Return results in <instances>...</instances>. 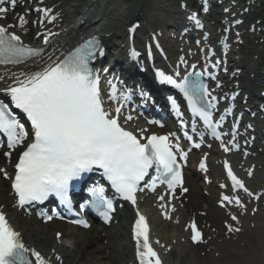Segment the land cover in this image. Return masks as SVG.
I'll return each mask as SVG.
<instances>
[{"label":"snow or ice","instance_id":"1","mask_svg":"<svg viewBox=\"0 0 264 264\" xmlns=\"http://www.w3.org/2000/svg\"><path fill=\"white\" fill-rule=\"evenodd\" d=\"M6 4L14 9L17 0H0V18H6L9 11ZM203 10L208 11L207 0ZM36 11L42 13L41 23L45 18H48L49 22L55 19V16H49L52 12L50 8H37ZM224 11L228 12L229 9L225 8ZM189 20L195 21L198 27H202L196 18V13H192ZM25 23V17L19 15L18 23L0 25V65H22L43 59V50L40 47L29 46L20 34L10 31L17 27L24 30ZM235 23L240 24L241 21L236 20ZM136 27L138 26L134 25L130 31H135ZM224 31L227 32L228 29L225 28ZM49 35L43 37L45 44L48 43ZM204 39L207 41V34ZM226 39L227 37L221 40L225 49ZM104 54L105 50L100 41L93 37L76 47L62 60L49 64L40 71L21 72L19 76L14 77L11 84L0 89L10 101V103L0 102V134L6 137L7 148L10 150L4 155L10 158L12 151L20 150L11 184L17 207L24 208L33 203L42 204L49 197H55L71 211L70 190L84 178L85 174L96 170L102 172L115 194L133 206L137 203V192L144 191V188L140 187L142 181L149 191H155L157 183L166 185L172 194L178 189L181 194L188 191L183 186L184 179L179 163L188 159V151L180 146L178 140L173 141L171 137L174 134L147 135L146 129H140V135H137L128 130L125 124L133 117L124 116L121 122V116L123 108L130 100V93H118L111 81H109L111 91L108 93L107 101L114 103L116 107L113 109L105 106L106 101L100 86L101 77L91 66L92 61L98 56L103 57ZM130 55L135 59L140 54L133 49ZM211 55L213 53L209 49L208 56ZM181 62H184L183 57ZM221 62L217 59L211 67L215 68ZM191 67L195 69L196 65L193 64ZM208 67L209 65L206 64L205 72L193 71L179 81L162 71H157L156 77L160 83L171 85L183 94L192 114L199 117L211 137L220 142L219 146L223 152L229 153L240 147L235 143L238 121L232 126L231 139L225 142L222 136L228 134L218 131L225 116L221 115L219 120L213 119V109L216 108L218 98L212 95L202 79L205 74L215 79V76L208 72ZM107 71L108 69H104V72ZM220 86L217 83L216 87ZM172 105L179 114L174 100ZM13 109H18L25 115L30 128H26L17 118ZM226 111L231 113V108ZM148 123L155 121L150 120ZM195 130L193 124V131ZM185 135L189 141H192V136L187 133ZM200 147L201 143L191 144V148ZM207 156L208 154L205 153L200 160L199 167L202 170H206ZM223 167L234 194L231 196L221 194V206L224 207L226 202L246 211V205L239 192L242 191L248 197L255 199L260 198L259 194H254L245 185L227 160L224 161ZM150 170H154L155 175H151ZM0 173H3L5 178H9L3 168H0ZM248 175H252L251 169L248 170ZM146 177L149 179L146 180ZM225 186V184L220 185L221 188ZM88 191L92 199L80 206L81 211L90 206L105 222H108L114 208L113 201L105 196V188L94 186ZM159 199L164 200L165 197L160 196ZM160 207L164 208L165 205L161 204ZM171 211L175 209L172 208ZM252 211L255 212L256 209ZM164 214L168 215L167 212ZM136 215L137 219L132 228L136 259L139 264H161L149 240L146 218L139 211ZM52 218L51 215L45 216L46 220ZM231 220L237 221L238 217L231 215ZM71 222L85 228L89 227L83 219ZM187 227L191 229V241L194 244L201 243L203 237L196 223L192 222ZM227 230L240 231L239 228L233 229L231 225H227ZM59 236L60 234L57 233V238ZM29 253L34 258L35 264H50V261L38 251L25 246L20 234L10 227L5 215L0 212V264H33L29 259ZM60 259V256H56L57 261Z\"/></svg>","mask_w":264,"mask_h":264},{"label":"bare ground","instance_id":"2","mask_svg":"<svg viewBox=\"0 0 264 264\" xmlns=\"http://www.w3.org/2000/svg\"><path fill=\"white\" fill-rule=\"evenodd\" d=\"M59 1L62 0H51L47 1L45 4L48 7L55 6V10L53 12L56 13L57 11H60V14L62 13V4H58ZM87 0H75L74 5L72 7L73 14L77 13L79 10V6L82 5L83 2H86ZM114 1V0H109ZM116 1V0H115ZM125 2L124 5L126 7L120 9L118 4L114 5H108V10H111L109 14L116 16L113 19L107 20L104 23V30L107 33L113 32L114 30H118L121 33H124V29L122 26H125V24L130 21L131 19H146L148 22H150L151 18L149 16V12L151 9V0H144V8L142 12H139L136 14L138 18L135 17V11L136 6L140 0H117V2ZM118 5V6H116ZM64 6V4H63ZM94 7V6H92ZM119 8V9H118ZM93 10V9H92ZM94 13V14H93ZM122 13V14H121ZM88 18L95 20L98 18L99 14L95 13V11L88 12L86 14ZM119 17H121L120 20ZM103 17H100V21ZM118 18V19H117ZM104 33V32H103ZM79 39V36H67L64 42H59L60 46L62 43L64 44H71L74 43ZM213 169V168H212ZM196 181V178L194 176H190L188 178V183L191 187V191L189 194L188 202H186L185 206L187 209V212L190 213H197L199 211L206 212V216L202 218L204 221V225L209 227L208 224H210V228L206 231V238L211 239L208 246L203 248V252H205V257L201 261H205L207 258H212L216 253H219L222 251V249H225L229 252L235 253V251L232 250V246H234V242L231 236L229 238L231 240H227L226 236L220 235V231H214L212 228L215 226V222L217 218L221 220V222L224 220V213L222 210H220L216 205H214V202L217 200V196L214 197L215 188L214 186L209 187L210 195L208 197H205L204 202H198L193 203V199H196L198 196H200V188L198 185L194 186V182ZM5 181H0V202L5 205H11L12 204V198H10L7 193L9 192V187L5 190L3 193V184ZM249 198V197H246ZM262 201V200H261ZM260 201V203H261ZM202 204V205H201ZM246 209L250 211L254 206H258V204H251V199L249 202L245 201ZM241 211V212H238ZM151 215H156L154 212V209L150 208ZM236 212L239 215V221L242 220L243 223V235L240 233L238 236L236 235V241L243 242L245 239L252 240L250 235V224H245V221L247 220V213L245 215V211H242L238 208H236ZM13 220L16 222L17 230H20L22 232V238L23 241L28 246H34L36 249L40 250L42 254H44L46 257H49L52 255L50 260L53 261V264H59L58 261H55L54 254H61L64 257L63 264H93L92 259H95L94 264H127V258L125 255V238H129L128 233V227H130L132 222V215L131 212L128 210H125L122 212L120 218V222L116 228V230H110L107 235L108 243L106 246H102L100 244L99 238L96 240L94 236H78V237H71L74 240V246L72 249L67 250L65 247L58 246L55 239V234L58 231H63L64 235L63 237H70L74 236V232H70L66 228H63L62 225L54 223L53 225L48 224L45 227H37L34 221H20L19 217H17L14 213H11ZM246 216V217H245ZM259 216V219H264V215H260L259 213L256 215ZM12 220V218H11ZM238 221V223H239ZM160 223H166L161 222ZM171 224V223H169ZM128 226V227H127ZM49 227V228H48ZM62 227V228H61ZM203 227V226H202ZM44 228V229H42ZM206 230V227H203ZM254 229L261 234V228L257 225H255ZM54 230V232H53ZM170 230H167L168 233L165 237V242L170 243L172 237L170 236ZM53 233V234H52ZM26 234V235H25ZM182 236L184 235L181 232ZM53 235V236H52ZM40 238L44 240H40ZM39 239V240H38ZM221 241V242H219ZM94 244L98 246L99 248L96 249L94 247ZM238 245V244H236ZM108 249L109 252V262L102 261L101 258H92L93 256H97L98 252H102ZM253 253L257 256L258 261L264 260V253L262 252V248H252ZM122 252V253H121ZM237 252V251H236ZM194 257H196V252L192 253ZM218 262H213V264H217Z\"/></svg>","mask_w":264,"mask_h":264}]
</instances>
